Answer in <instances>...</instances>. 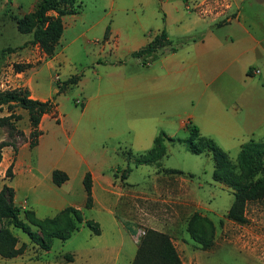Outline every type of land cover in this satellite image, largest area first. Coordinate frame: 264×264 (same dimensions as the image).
<instances>
[{"label": "crops", "instance_id": "0c3cea01", "mask_svg": "<svg viewBox=\"0 0 264 264\" xmlns=\"http://www.w3.org/2000/svg\"><path fill=\"white\" fill-rule=\"evenodd\" d=\"M4 1L7 3L10 0ZM31 1L28 11L34 8L37 0ZM203 1L105 0V7L109 9L123 13L133 11L136 21L130 27L123 28L106 25L101 47L111 50L121 48L124 54H128L163 30L176 48L168 51V71L158 75L152 65V73L124 76L114 84L115 98H97L88 121L78 129H65V117L60 115L52 96L39 97L32 92L29 70L36 64L19 70L14 67L6 70L4 80L7 87L4 88L22 86L27 88L32 98L52 99L54 104L49 113L56 115L58 125L66 131L71 147L69 152L63 151L58 148L55 136L42 132V120L49 113L40 117V133L35 144L29 147L28 140H24L30 130L27 111L19 106L24 110L25 120V126L21 129L22 138L17 137L15 142H11L5 131L0 134V141H6L0 147V187L2 184L11 186L13 203L21 208H31L37 217L52 216L63 207L72 205L80 209L83 218L95 221L99 227L98 233H93L82 223L75 229L87 227V245L80 248L87 264H105L110 260L113 264H130L137 246L133 237L137 228L147 226L171 233L168 226L172 224H169L168 218L171 219L172 211L173 218L178 221L182 213H188V210L203 213L210 210L204 201L194 195L189 177L178 168L161 165L159 159L166 152L154 162L135 164L134 157L138 154L123 151L125 155L121 160H126L123 168L117 159L106 155L103 143L115 134L111 122L116 113L134 111L133 119L137 120L138 98L167 93L166 90L171 89V93H178L191 103L188 113L190 120L186 121L194 123L200 134L210 137L218 146L225 149L229 146L239 147L253 135L264 136V93H248L246 90L248 84L252 85L255 74L250 69L260 71L261 68L264 71V0H225L228 4L220 7V12L203 11L206 6L202 4ZM80 10L81 4L78 3L77 10L60 15V35L66 26L65 17ZM48 13L55 14L53 10ZM146 27H151L153 32H144ZM30 38L21 42L19 51H15V47L14 51L11 50L12 59L30 63L37 58L40 61L48 58L49 67L55 69L54 62L50 61L55 57V46L53 53L46 56L37 42H29ZM255 50L262 51L263 58L258 63L260 68L253 62ZM164 56L166 54L160 55V58ZM71 75L77 74L66 75L63 81ZM78 79L79 76L76 82ZM76 82L63 84L59 91ZM58 87L54 89L55 93L59 92ZM125 98L132 101V107L123 105ZM82 105L83 108L87 106V98L83 97ZM4 106L0 105V116L11 111ZM186 121H181V125ZM133 125L140 124L136 121ZM155 135L145 132L142 137L145 144L136 149L150 148ZM128 160H131L129 166ZM8 166L9 173H6ZM54 168L67 174L59 185L51 180ZM132 168L137 170L134 177L130 176ZM86 171L91 176L92 203L89 207L84 206L82 185ZM4 260L0 256V264H6ZM73 261L74 256H71L69 262Z\"/></svg>", "mask_w": 264, "mask_h": 264}, {"label": "rangeland", "instance_id": "374dc122", "mask_svg": "<svg viewBox=\"0 0 264 264\" xmlns=\"http://www.w3.org/2000/svg\"><path fill=\"white\" fill-rule=\"evenodd\" d=\"M31 2V0H10L5 3L4 0H0V89H4L7 84L4 80L6 70L13 68L14 63H24L12 59L10 54L14 50L11 51L5 47H15V51H19L21 42L31 36L28 32L18 31L15 20L11 16L13 14L19 16L28 11ZM77 3L81 4V10L77 14H68L65 17V29L55 45V57L50 60L54 62L56 70L49 67L48 58L41 61L37 58L29 63L36 64L29 70L32 92L39 97L53 96L60 115L65 117V129H78L83 126L91 116L97 98H115L114 84L124 76L142 72L152 73V65L156 68L155 72L158 75L164 73L165 70L168 71V45L158 47L155 57L145 64L139 57L136 58L130 53L124 54L121 48L111 50L101 47L105 26L130 27L136 21L133 11L123 13L109 9L105 7V0H76L74 4ZM262 23L264 24V19ZM150 28L146 27L144 32H149ZM261 52L255 50L253 53L255 60L253 62L257 65L263 58ZM162 54L166 56L160 58ZM115 55L118 57L115 58ZM253 69L251 68L250 71L254 74ZM70 74H77L78 81L55 93L54 89L66 75ZM54 75L59 76L60 80L54 81ZM252 77V85L248 84L246 87L248 93H264V71L260 68V71ZM166 92L138 98L136 101V113L139 116L137 120L133 119L134 111L116 113L115 119L111 122L115 128V134L103 143L106 155L117 159L118 164L123 168L126 165V160H121V157L125 155L124 152L136 155L145 150L136 149L142 148L141 146L145 144L142 141L145 132L154 134L164 132L176 137L173 140L164 139L166 153L159 161L163 167L178 168L183 175L189 177L193 183L194 195L210 207V210L204 211L205 213L199 210L183 212L178 221L175 217L173 218L171 210L172 217L168 218V222L172 226L169 225L168 230L172 232L167 234L174 241L182 264H264V197L246 202L245 221L236 222L226 216V209L232 200V188L212 179L213 162L210 154L191 153L184 147L183 140L177 139L187 135L185 124L181 125V121L190 120L188 113L192 107L191 103L182 99L180 94L171 93V89H167ZM83 97L87 98L85 108L82 105ZM76 98L82 102H75ZM123 105L132 107V101L125 98ZM12 111L10 117L13 121L12 126L1 124L0 134L5 131L6 136L10 138L9 141L15 142L17 137L22 138L21 129L25 126V120L24 110L18 105L13 106ZM136 121L140 124L139 126L133 125ZM41 130L45 135L55 136L58 148L69 152L70 142L66 138V131L58 125L56 115L49 113V116L44 117ZM75 134L76 130L73 136ZM263 137L252 136L254 139ZM24 140H28V134ZM223 149L234 161L239 147L229 146ZM130 164L131 160H128L127 166ZM136 171L132 168L130 176L134 177ZM194 212L206 215L213 222L212 242L208 247L198 245L187 231L188 220ZM31 227L34 228V226ZM146 228L151 227L142 226L136 229L133 235L136 243ZM11 229L17 238V244L24 242L26 247L18 256L2 257L6 264H87L84 252L80 250L83 245H87L86 226L74 230L65 239L53 237L50 247L46 250L32 242L20 228L11 227ZM71 256H74L72 263L69 262ZM105 264L113 263L110 260Z\"/></svg>", "mask_w": 264, "mask_h": 264}, {"label": "trees", "instance_id": "16d2710c", "mask_svg": "<svg viewBox=\"0 0 264 264\" xmlns=\"http://www.w3.org/2000/svg\"><path fill=\"white\" fill-rule=\"evenodd\" d=\"M78 9L74 0H37L34 8L21 16H12L16 29L20 32H29V42H37L46 56L53 53L55 43L60 35L62 24L60 15ZM53 10L55 14H49ZM179 44V43H178ZM168 45L167 49L174 50L175 44L165 36L163 30L156 33L145 45L132 50V56L139 57L143 64L156 55L158 47ZM5 49L13 50L14 47L6 46ZM27 63H14V69L19 70L29 66ZM78 75H71L62 84L76 82ZM53 98V96H52ZM5 105L11 110L7 115L0 116V125L11 127L9 120L12 107L18 105L27 111L29 123L28 146L35 144L40 133L38 122L44 113L52 109V99L39 100L29 96L27 88L15 86L0 89V105ZM187 135L183 140L186 149L192 153L210 154L213 162L211 177L213 180L227 184L232 188V200L227 207L226 216L233 221H245L244 207L247 201L264 197V137L250 138L242 142L237 151L235 160L232 161L227 152L218 146L210 137L200 134L194 123L186 122ZM173 140L176 137L166 135L164 132L156 134L150 148L134 157V163L154 162L165 153L164 139ZM6 141H0V147ZM9 173V166L6 167ZM67 178V174L57 168L51 171V180L59 185ZM82 185L85 192L84 206L92 203L91 176L84 172ZM13 189L2 184L0 187V256L13 257L21 254L26 243L17 244V238L11 227H18L24 231L28 238L44 249H48L53 237L67 238L71 232L82 223L93 233L99 232L98 224L90 218H83L79 208L67 205L52 216L37 217L31 208H21L13 203ZM31 226H34L32 228ZM214 225L206 215L194 212L187 223L190 237L201 247H208L212 242ZM130 264H182L181 259L173 245L170 236L162 231L146 228L139 238L136 250Z\"/></svg>", "mask_w": 264, "mask_h": 264}, {"label": "built area", "instance_id": "2783aa9c", "mask_svg": "<svg viewBox=\"0 0 264 264\" xmlns=\"http://www.w3.org/2000/svg\"><path fill=\"white\" fill-rule=\"evenodd\" d=\"M208 3L210 5H208ZM200 4L201 3H198L197 5H200ZM202 4L206 5L203 11H208L209 10V11H212V12H220L219 11L220 7H226L227 4H228V2L225 1V0H204ZM253 72L254 73H257L258 72V69L254 68L253 69ZM53 80L54 81H57L58 80V76L57 75H54L53 76ZM75 102L80 103L81 100L78 99V98H76L75 99Z\"/></svg>", "mask_w": 264, "mask_h": 264}]
</instances>
